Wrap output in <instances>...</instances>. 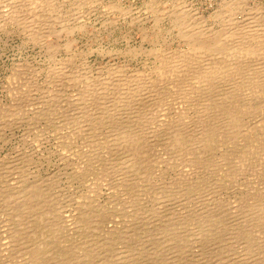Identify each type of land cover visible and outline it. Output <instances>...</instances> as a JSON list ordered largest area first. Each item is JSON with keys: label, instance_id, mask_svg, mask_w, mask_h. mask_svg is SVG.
<instances>
[{"label": "rangeland", "instance_id": "obj_1", "mask_svg": "<svg viewBox=\"0 0 264 264\" xmlns=\"http://www.w3.org/2000/svg\"><path fill=\"white\" fill-rule=\"evenodd\" d=\"M259 40L264 0H0V264H264Z\"/></svg>", "mask_w": 264, "mask_h": 264}, {"label": "bare ground", "instance_id": "obj_2", "mask_svg": "<svg viewBox=\"0 0 264 264\" xmlns=\"http://www.w3.org/2000/svg\"><path fill=\"white\" fill-rule=\"evenodd\" d=\"M122 10H123V9H122ZM233 21H234V20H233ZM235 22L237 23V20H236ZM235 22H234V23H235ZM236 23H235V24H236ZM243 23H244V22H243ZM230 24H231V23H230ZM230 24H229V25H230ZM237 24L239 25V23H237ZM237 24H236V25H237ZM236 25H233V26H236ZM238 25L236 26V30H237V28L239 29V27H241L240 25H239V26H238ZM241 25H242V24H241ZM228 28H229V27H228ZM232 28H233V27H232ZM241 28L243 29L244 27H241ZM252 28H253V27H252ZM246 29H249V28L246 27ZM258 29H259V28H258ZM239 30H240V29H239ZM245 31H246V30H245ZM248 31H249L248 35L250 34L251 37H253L255 40H258V38L260 37V36H258V34H260V33H256V32H257V31L259 32V30H257V29H251V30H250V29H249ZM194 33H195V32L193 31V33H191V34L194 35ZM196 33H199V32H196ZM202 33H203V32H202ZM216 33H217V32H216ZM189 34H190V33L188 32V35H187V36L191 38V35L189 36ZM207 34H208V33H207ZM219 34H220V33H219ZM193 35H192V36H193ZM200 35H202V34H200ZM212 35H213V34H212ZM197 36H198V35H196V37H197ZM207 36H208V35H207ZM190 38H188V39H190ZM204 38H206V37H204ZM204 38H202V39H204ZM218 38H219V37H218ZM192 39H193L195 42H197V39L195 40V38H193V37H192ZM198 39H199V37H198ZM206 39H207V38H206ZM193 40H192V43L194 42ZM199 41H201V39H199ZM199 41H198V42H199ZM217 41H218V40H217ZM259 41H260V40H259ZM262 41H264V40H261L260 43H261ZM198 42H197V43H198ZM201 42H202V41H201ZM205 42H206V41H205ZM205 42H204L203 44H205ZM221 43H222V42H221ZM253 43H254V41H253ZM255 43H256V42H255ZM213 44H214V43H213ZM213 44H212V46H213ZM256 44H257V43H256ZM197 45H199V44H197ZM201 45H202V44H201ZM208 45H209V44H208ZM260 45H261V44H260ZM215 46H216V45H215ZM220 46H221V45H220ZM258 46H259V45H258ZM199 47H200V46H198V50H199ZM201 47H202V46H201ZM201 47H200V49H201ZM213 47H214V46H213ZM216 47H218V46H216ZM238 47H240V46H238ZM225 48H226V47H225ZM229 48H230V47H229ZM235 48H236V47H235ZM243 48H244V47H242V48L240 47V49H243ZM245 48H246V47H245ZM262 48H263V47H262ZM208 49H209V47H208ZM208 49H206V50H208ZM249 49H250V48H249ZM194 50H195V49H194ZM201 50H202V49H201ZM224 50H225V49H224ZM226 50H227V48H226ZM229 50H230V49H229ZM229 50H228V51H229ZM190 51H191V50H190ZM203 51H205V50H203ZM228 51H227V52H228ZM239 51H240V50H239ZM242 51H243V50H242ZM248 51H250V50H248ZM254 51H255V50H254ZM200 52H201V51H200ZM227 52H226V53H227ZM256 52H257V51H256ZM258 52H259V51H258ZM206 54H207V53H206ZM220 54H221V53H220ZM246 54H247V52H246ZM208 55H209V54H208ZM226 58H227V57H226ZM174 65H175V64H174ZM262 102H263V101H262ZM247 108H248V107H247ZM242 111H243V110H242ZM243 112H244V111H243ZM234 114H235V113H234ZM238 117H239V116H238ZM181 125H182V124H181ZM247 127H248V126H247ZM136 128H137V127H136ZM177 134H178V133H177ZM179 134H180V132H179ZM202 139H203V138H202ZM229 139H230V138H229ZM194 144H195V143H194ZM132 145H133V144H132ZM129 149H130V148H129ZM133 149H134V147H133ZM187 150H188V149H187ZM135 151H136V150H135ZM200 151H201V150H200ZM155 155H156V154H155ZM155 160H156V159H155ZM68 165H69V164H68ZM106 165H107V164H106ZM108 165H109V164H108ZM115 167H116V166H115ZM143 167H144V166H143ZM153 167H154V166H153ZM117 168H118V167H117ZM82 169H83V168H82ZM153 171H154V170H153ZM107 172H108V171H107ZM127 172H128V171H127ZM148 173H149V172H148ZM120 179H121V178H120ZM25 187H26V186H25ZM30 187H31V186H30ZM45 211H46V210H45ZM84 212H85V211H84ZM187 220H188V219H187ZM52 221H53V220H52ZM86 221H87V220H86ZM92 221H93V220H92ZM97 221H99V220H97ZM53 222H54V221H53ZM204 222H205V221H204ZM51 224H52V223H51ZM54 225H55V224H54ZM192 229H193V228H192ZM1 232H2V231H1ZM127 233H128V232H127ZM68 234H69V233H68ZM120 237H121V236H120ZM81 239H82V238H81ZM159 239H160V238H159ZM55 240H56V239H55ZM55 240H54V241H55ZM44 245H45V244H44ZM63 246H64V245H63ZM198 246H199V245H198ZM6 248H7V247H6ZM18 250H19V249H18ZM30 250H31V249H30ZM68 251H69V250H68ZM191 255H192V254H191ZM188 256H189V255H188ZM78 257H79V256H78ZM179 257H180V256H179ZM186 257H187V256H186ZM116 260H117V259H116ZM95 262H96V261H95ZM193 262H194V261H193ZM220 262H221V261H220ZM80 263H81V262H80ZM120 263H121V262H120ZM149 264H150V263H149Z\"/></svg>", "mask_w": 264, "mask_h": 264}]
</instances>
